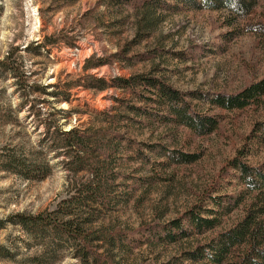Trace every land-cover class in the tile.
Instances as JSON below:
<instances>
[{
    "label": "rangeland",
    "instance_id": "obj_1",
    "mask_svg": "<svg viewBox=\"0 0 264 264\" xmlns=\"http://www.w3.org/2000/svg\"><path fill=\"white\" fill-rule=\"evenodd\" d=\"M142 2L0 0V61L8 56L0 67V220L54 210L76 179L88 178L87 172L73 175L66 153L53 150L56 126L100 135L87 150L104 158L113 180L92 227L139 234L180 217L207 194L240 193L227 161L247 143L259 113L227 112L209 108L206 98L188 99L199 113L218 117L216 130L198 136L128 111L124 104L136 102L115 79L143 75L182 93H233L264 75L259 38L245 31L239 17L210 10L202 0H162L148 7ZM160 148L199 157L161 166ZM12 153L46 164V177L26 179L5 170ZM244 158L255 165L264 148L252 144ZM240 215L241 205H234L203 235L107 249L116 264H193L186 252L231 227ZM24 238L17 225L0 228V246H23ZM0 264L14 263L0 258ZM58 264L78 262L65 253Z\"/></svg>",
    "mask_w": 264,
    "mask_h": 264
},
{
    "label": "trees",
    "instance_id": "obj_2",
    "mask_svg": "<svg viewBox=\"0 0 264 264\" xmlns=\"http://www.w3.org/2000/svg\"><path fill=\"white\" fill-rule=\"evenodd\" d=\"M161 1L143 0L142 5L148 7ZM202 1L210 10H225L231 17H239L244 22L245 31L256 35L264 48V0ZM7 63L8 56L0 61V67L5 68ZM115 83L134 98L135 104H124L134 115L151 122L182 126L198 136L216 130L218 117L199 113L191 102L193 99L206 98L209 108L227 112L249 109L259 113L246 138L247 143L227 161L237 184L242 187L240 193L235 197L207 194L203 202L194 204L180 217L150 226L144 232L137 231L139 234L110 227H92L95 213L104 206L105 195L113 180L104 158L102 160L97 153L87 150L86 145L96 144L100 135L82 134L75 128L63 130L56 126L53 150L62 149L66 153V163L73 175L87 172L88 178L84 181L76 179L71 194L60 200L54 210L35 214L15 213L0 220V228L11 223L19 226L25 235L21 240L23 246L14 244L13 250L0 246V258L14 264H58L64 254L69 253L78 264H116L107 248L130 246L141 241L169 243L193 235L200 236L214 230L220 223V217L232 206L240 204L241 215L231 227L217 232L206 243L196 245L186 252V257L193 264H264V158L255 165L244 158L252 144L264 148V75L236 92L208 96L196 92L182 93L164 81L143 75L116 78ZM146 148L157 151L152 145L146 144ZM159 150L162 151L160 157L165 159L159 162L161 166L190 163L199 157L196 153L181 150ZM113 151L112 147L109 148V154ZM137 155L143 161L147 159L140 149ZM4 169L36 180H42L49 172L46 164L39 165L13 153L7 155ZM21 247L24 249L22 252L19 251Z\"/></svg>",
    "mask_w": 264,
    "mask_h": 264
}]
</instances>
